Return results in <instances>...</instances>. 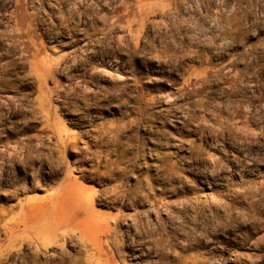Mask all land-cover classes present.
<instances>
[{
	"label": "rangeland",
	"instance_id": "374dc122",
	"mask_svg": "<svg viewBox=\"0 0 264 264\" xmlns=\"http://www.w3.org/2000/svg\"><path fill=\"white\" fill-rule=\"evenodd\" d=\"M0 264H264V0H0Z\"/></svg>",
	"mask_w": 264,
	"mask_h": 264
},
{
	"label": "bare ground",
	"instance_id": "6f19581e",
	"mask_svg": "<svg viewBox=\"0 0 264 264\" xmlns=\"http://www.w3.org/2000/svg\"><path fill=\"white\" fill-rule=\"evenodd\" d=\"M249 133H254V132L252 130H249ZM67 188H70V184L67 185ZM77 205L78 204L75 201V199L70 195H66V197H59L57 201L54 202V204L52 205L53 206L52 210L46 216L47 223L45 225L41 223L39 224V226H36V228L34 229L35 238L37 242L41 244V246H46L52 243L60 242L61 237L63 236L62 235L63 232H67L69 230L72 231V230L81 229L82 222L77 220V214L74 209L77 208ZM32 207L33 206L28 205V208L33 210V212H30L28 216H32L34 221L43 218L44 214H46V212L41 213L40 216L37 213H35L34 211L35 209L34 208L32 209ZM60 231L62 232L59 234Z\"/></svg>",
	"mask_w": 264,
	"mask_h": 264
}]
</instances>
